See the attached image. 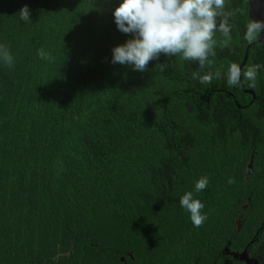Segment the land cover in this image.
Instances as JSON below:
<instances>
[{
  "label": "trees",
  "instance_id": "obj_1",
  "mask_svg": "<svg viewBox=\"0 0 264 264\" xmlns=\"http://www.w3.org/2000/svg\"><path fill=\"white\" fill-rule=\"evenodd\" d=\"M120 2L0 0L14 62L0 60V264H191L252 196L239 182L251 155L264 175V68L254 87L241 79L246 104L223 75L252 43L248 0H225L217 24L229 33L214 31L204 68L161 54L144 72L111 63L131 38L114 22ZM257 64L264 46L251 44L241 69ZM209 72L221 76L202 83ZM188 191L204 204L200 227L179 205Z\"/></svg>",
  "mask_w": 264,
  "mask_h": 264
},
{
  "label": "clouds",
  "instance_id": "obj_2",
  "mask_svg": "<svg viewBox=\"0 0 264 264\" xmlns=\"http://www.w3.org/2000/svg\"><path fill=\"white\" fill-rule=\"evenodd\" d=\"M225 0H121L112 15L117 29L130 34L131 38L111 49V63L131 67L132 70L144 72L148 64L163 55L182 54L185 60L197 62L204 68L209 55H214L209 41L214 31L225 35L229 33L227 22L217 24L222 14ZM19 19L30 20V10L25 5L19 11ZM264 32V21H250L247 25L245 39L253 42L259 33ZM41 59L52 60L43 48L38 50ZM0 60L9 68L14 67L13 56L7 46L0 44ZM264 65H249L241 69L232 63L223 73L230 86H239L241 79L255 86L259 69ZM198 78V74H193ZM220 72L203 75L202 83H210L213 78H220ZM229 179V183H233ZM208 185L206 176L195 183V191L200 192ZM179 205L189 213L194 227H200L207 219L203 212L204 204L193 198L191 191L179 198Z\"/></svg>",
  "mask_w": 264,
  "mask_h": 264
},
{
  "label": "flooded vegetation",
  "instance_id": "obj_3",
  "mask_svg": "<svg viewBox=\"0 0 264 264\" xmlns=\"http://www.w3.org/2000/svg\"><path fill=\"white\" fill-rule=\"evenodd\" d=\"M241 90L242 102L246 104V97L253 93L245 87ZM236 123L241 128L250 124L242 117ZM256 172L251 155L242 171L245 180L239 182L252 187V196L236 199L230 207L233 213L227 212L224 222L213 226L210 234L207 232L205 243L191 264H264V175Z\"/></svg>",
  "mask_w": 264,
  "mask_h": 264
},
{
  "label": "water",
  "instance_id": "obj_4",
  "mask_svg": "<svg viewBox=\"0 0 264 264\" xmlns=\"http://www.w3.org/2000/svg\"><path fill=\"white\" fill-rule=\"evenodd\" d=\"M248 18L250 21H264V0H248ZM251 44H261L264 46V32L259 33L258 38L253 41ZM250 44V45H251ZM250 45L247 46L242 63L240 64V68H242L246 62L248 49ZM240 87L244 90L243 84L241 82ZM251 168V163L248 169ZM122 263H125L122 260Z\"/></svg>",
  "mask_w": 264,
  "mask_h": 264
},
{
  "label": "bare ground",
  "instance_id": "obj_5",
  "mask_svg": "<svg viewBox=\"0 0 264 264\" xmlns=\"http://www.w3.org/2000/svg\"><path fill=\"white\" fill-rule=\"evenodd\" d=\"M241 82H242V80H241Z\"/></svg>",
  "mask_w": 264,
  "mask_h": 264
}]
</instances>
